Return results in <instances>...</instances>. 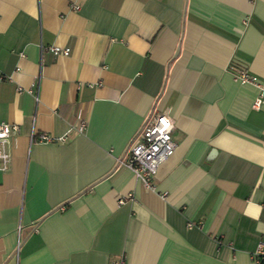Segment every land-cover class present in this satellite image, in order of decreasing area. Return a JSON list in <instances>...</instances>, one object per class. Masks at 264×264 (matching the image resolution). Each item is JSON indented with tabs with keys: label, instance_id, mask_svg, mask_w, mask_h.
Returning a JSON list of instances; mask_svg holds the SVG:
<instances>
[{
	"label": "crops",
	"instance_id": "0c3cea01",
	"mask_svg": "<svg viewBox=\"0 0 264 264\" xmlns=\"http://www.w3.org/2000/svg\"><path fill=\"white\" fill-rule=\"evenodd\" d=\"M0 76V264H264V0H0ZM154 113L147 189L122 160Z\"/></svg>",
	"mask_w": 264,
	"mask_h": 264
},
{
	"label": "built area",
	"instance_id": "2783aa9c",
	"mask_svg": "<svg viewBox=\"0 0 264 264\" xmlns=\"http://www.w3.org/2000/svg\"><path fill=\"white\" fill-rule=\"evenodd\" d=\"M77 5L70 6L75 9ZM47 50L53 54H65L66 47L57 45H47ZM39 49L41 48L38 44ZM38 49V50H39ZM232 78L238 80L241 83H250L256 88V95L252 98L249 107L252 109H258L261 97L263 95L260 88L258 79L249 74L246 69L232 68L230 70ZM1 77V76H0ZM173 124L165 113H154L149 119H147L142 127L132 138L133 140L128 144L122 164L127 167L133 177L139 181V183L147 188L152 189L151 177L154 175L156 167L162 162L166 156L172 153L173 142L169 136V132ZM15 125L5 123L0 120V172L6 169L8 163V155L5 151V141L7 136L13 132ZM69 129L74 131H80L83 129V120L78 119L74 125L67 127L65 131L58 135H51L46 132L30 131L28 133L29 140L34 139L39 142H62L66 138V133ZM123 199L121 197L116 199V203H121ZM190 223H185V226H189ZM251 257L264 258V242L257 241L253 250L251 251ZM114 264H122L120 262H112Z\"/></svg>",
	"mask_w": 264,
	"mask_h": 264
}]
</instances>
